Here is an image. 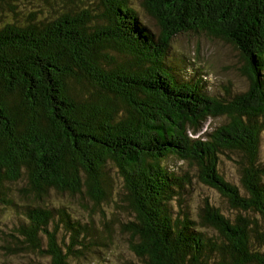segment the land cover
Masks as SVG:
<instances>
[{
    "label": "trees",
    "instance_id": "1",
    "mask_svg": "<svg viewBox=\"0 0 264 264\" xmlns=\"http://www.w3.org/2000/svg\"><path fill=\"white\" fill-rule=\"evenodd\" d=\"M139 2L157 33L133 0H0V206L17 218L4 249L29 264H98L89 256L112 248L118 227L139 261L121 264H264V0ZM189 33L232 45L249 89L218 98L204 74L186 76L169 55ZM227 152L242 189L220 172ZM112 168L115 208L130 216L116 228L48 204L68 193L103 212ZM195 178L234 219L208 198L193 209Z\"/></svg>",
    "mask_w": 264,
    "mask_h": 264
},
{
    "label": "rangeland",
    "instance_id": "2",
    "mask_svg": "<svg viewBox=\"0 0 264 264\" xmlns=\"http://www.w3.org/2000/svg\"><path fill=\"white\" fill-rule=\"evenodd\" d=\"M136 9L138 10L140 20L146 24L155 33L158 28L155 21L141 8L139 0H133ZM130 61L129 58H119V60ZM169 59L174 63L184 62L187 70L186 76H191L195 73L204 74L208 80L211 95L221 98L226 95V90L232 93L246 92L250 87L249 78L244 72L245 61L242 59L240 53L230 44L204 34H185L176 36L172 42ZM226 119L224 117L209 119L206 127L209 131L216 129L224 124ZM233 159V161L231 160ZM264 158V154H263ZM222 166L220 172L231 183L237 185L242 189L240 184L239 167L236 164L237 156L233 153L227 152L220 156ZM166 166L174 169L193 170L189 164L179 162L176 158L170 157L165 162ZM110 177L113 180V189H111L112 200L110 203H102L103 212L98 209L97 212L92 213L91 210L94 202L88 196L74 195L68 193L57 195L52 192V196L47 200L48 204L55 207H66L68 213L74 218L79 219L84 223L91 222V218L95 220V225L99 229V223L104 220H115V228L117 226V217L127 221L130 216L119 212L115 208L114 201L118 196L117 193L121 188V180L118 178L115 169H111ZM19 184L10 183L9 188L12 192H17V188L23 186V180ZM11 191H7V196H10L14 201H18V197ZM194 199H191V206L195 209L198 204L201 205L203 198H208L213 205L221 210V212L231 219H234L235 211L229 208L228 203L215 190L201 184L198 179H194L193 193ZM7 199V198H6ZM198 199V202H197ZM190 203V201H189ZM121 213V214H117ZM15 211L3 204L0 206V264H29L35 257L27 255H14L11 251L5 250L4 247L9 246L14 237L13 228L16 227ZM115 245L112 248L103 249V254H92L89 259L95 260L98 264H121V259H130L139 263L138 259L129 250L127 238L119 233L118 227L114 234ZM3 247V248H2ZM44 263V259H40ZM87 262V261H86Z\"/></svg>",
    "mask_w": 264,
    "mask_h": 264
}]
</instances>
